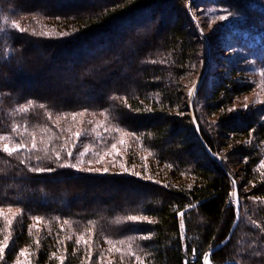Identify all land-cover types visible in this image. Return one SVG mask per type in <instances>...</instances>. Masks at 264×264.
<instances>
[{
	"label": "trees",
	"instance_id": "16d2710c",
	"mask_svg": "<svg viewBox=\"0 0 264 264\" xmlns=\"http://www.w3.org/2000/svg\"><path fill=\"white\" fill-rule=\"evenodd\" d=\"M199 1L205 9L194 14L210 58L193 102L197 133L188 93L206 50L188 0H0V135L11 137L0 148H31L35 137L39 149L0 151V243L11 237L0 264L23 248L30 264H60L61 256L64 264H88L89 250L91 264H137L134 256L121 259L130 244L144 264H185L193 249L200 256L220 244L234 224L228 174L237 184L239 220L210 262L264 264V106L229 111L254 86L241 53L264 57V0ZM218 9L241 19L215 20ZM19 20L23 33L10 27ZM210 33L223 35L225 66L217 65ZM29 101V112L16 111ZM78 132L85 133L79 140ZM122 138H134L165 178L61 166L76 164L84 144L109 147ZM189 205L182 238L178 213ZM9 208L22 210L11 228ZM133 215L151 222L129 221ZM81 236L91 237L89 245H76Z\"/></svg>",
	"mask_w": 264,
	"mask_h": 264
},
{
	"label": "rangeland",
	"instance_id": "374dc122",
	"mask_svg": "<svg viewBox=\"0 0 264 264\" xmlns=\"http://www.w3.org/2000/svg\"><path fill=\"white\" fill-rule=\"evenodd\" d=\"M204 4L202 2H200L199 0H188V4H187V14L189 16V19L191 20V22L193 23V25L195 26L200 38L203 40L204 44H205V58L207 57L208 54V66H209V58H210V44H209V40H208V36H206L205 34L202 33V31L199 28V23H198V19L196 17V15L194 14V12L199 13L200 11H203L205 9V7H202ZM211 10V9H209ZM217 10V9H216ZM221 11H218L217 17L215 18V20H219L220 22L223 23H228V22H232L233 20H239L241 19L240 15L237 14H229L228 12L222 10V9H218ZM220 16H225L227 17L224 20H220L219 17ZM21 28H23L24 23H22V21H18L17 22ZM196 23V25H195ZM209 22H208V27H209ZM33 28H47L43 25V27L41 25H38V23H34L33 24ZM207 27V28H208ZM49 28V27H48ZM210 28V27H209ZM51 29V28H49ZM47 29V30H49ZM52 30V29H51ZM211 38H215V42H217V46H215L216 49V60H217V65L220 64L219 66H225V60H223L222 58H224L223 56H228L229 54L226 53V50L223 48L224 46L222 45V41L220 40V36L222 37L223 35L221 34H215V33H210ZM204 38L207 39L208 41V47L206 46V42L204 40ZM213 38V39H214ZM223 46V47H222ZM243 58L246 60V62L249 64L250 71L252 72V81H254V86L252 88V91L246 94H243L241 96H239L238 98L235 99V101L233 102V104L231 105V109H235V111H231L232 113H236L239 112L240 110L245 108V105H249V106H264V103H257V101H262L264 102V75H262L261 73L264 72V63L261 61L264 57H259L256 56V54L252 53V57L256 58L255 61L253 58L251 59V55H249V53H241ZM262 58V59H260ZM205 63H206V59L204 61V66H203V70L205 68ZM208 66L206 67V72L208 70ZM215 73H220L223 70L219 69L218 66H215ZM202 70V72H203ZM201 72V74H202ZM200 74V76H201ZM199 76V78H200ZM198 82V81H197ZM90 135V134H89ZM92 136V139H94L95 137H97L96 134L90 135ZM121 140L124 141L123 144H121L120 142H118L117 148L116 150L112 149V145H110L109 147H104L103 145H101V143L99 142L98 144L94 143L93 146L91 144H84V146L82 147L84 150H80V152H84L85 150H87L86 154L84 156H79V162L78 159H76L74 162H76V167L77 168H92V169H101V171L97 172V171H91V172H96V173H118V172H122L125 171V168L127 169V172L130 173H135L138 175H141L143 177H152L155 179H163L165 178V174L162 172V168L160 166H158L157 164H155V162L151 161V158L149 156V153L147 151H145L139 144L138 142L135 141L134 138H122ZM120 140V141H121ZM128 140V141H127ZM81 148V149H82ZM79 155V153H77ZM147 158L149 160H147ZM151 161V162H150ZM150 163V167H148V165H146L147 163ZM107 168L108 171L104 172L103 169ZM234 200V198L232 199ZM14 210H11V212L9 211V209L4 210V212L12 214ZM211 248H209L208 250H210ZM21 250H26V249H21ZM20 252L17 254V256L15 258H13V260L11 261L10 264H18V262H20V264H25L26 261H29L30 255L28 256H22L20 255ZM207 250V249H206ZM205 250V251H206ZM207 250V252H208ZM28 252V250H26ZM204 251V252H205ZM203 252V253H204ZM29 253V252H28ZM203 253L198 257L201 258ZM212 264V263H211Z\"/></svg>",
	"mask_w": 264,
	"mask_h": 264
},
{
	"label": "snow or ice",
	"instance_id": "6c2138e0",
	"mask_svg": "<svg viewBox=\"0 0 264 264\" xmlns=\"http://www.w3.org/2000/svg\"><path fill=\"white\" fill-rule=\"evenodd\" d=\"M227 17L225 16H220L219 19L220 20H224L226 19ZM10 27L20 33H23L26 31V29L24 28H21L20 25L13 21L10 25ZM3 29L0 28V31H2ZM33 34H37V35H49V33H33ZM63 35V34H62ZM7 54V53H5ZM262 75H264V72L261 73ZM194 92H195V87H193V89H191L188 93L189 97L193 96L194 95ZM257 103H264L262 101H257ZM32 106V102L29 101L28 102V106L25 107V106H21L19 107L18 109H16V111L20 112V113H26V112H29L30 108ZM40 107H44L43 105H41ZM249 107V105H245V108ZM229 111H235V109H230ZM73 116V118H75L77 115H80V116H83L84 113L83 112H80V113H72L71 114ZM18 131V127H13L12 128V132H17ZM117 131H119V129H117ZM76 137H77V140L80 139V137L82 135H85V133L83 132H78L75 134ZM97 137H100V133H96ZM131 135V134H129ZM5 139H11V137H7V136H3V135H0V141H3ZM102 139V137H101ZM121 144L124 143L123 140L120 141ZM73 149L76 148V144H73L72 145ZM112 149L113 150H116L117 148V145L115 143L112 144ZM39 149H37V143H36V140H35V137H33V140H32V145H31V148H28L26 144L24 143H16L14 145H10V144H3L2 148H0V151H2L3 153L7 154L8 156H13L15 154H19V153H23L25 151H29V152H35V151H38ZM63 151V150H62ZM87 150H85L84 152H80L79 153V156H84L86 154ZM74 153L72 151H69L67 152V156L69 158V160L72 159ZM55 158L57 160L61 159V154L58 152L56 153V156ZM37 160H41L43 159V157H40V156H37L36 157ZM78 159V162H79V158ZM25 161L24 160H21V163H24ZM62 167H71V168H76V165L75 164H71V163H66V164H63L61 165ZM261 166H264V161H261ZM79 170H84V171H101V169H92V168H88V169H79ZM30 171L32 172H44V171H48V172H51V171H54V169L52 168H41V167H33L30 169ZM104 172H107L108 169L105 168L103 169ZM125 171H127V169L125 168ZM233 183V186H235L236 184V181L233 180L232 181ZM230 196L231 197H238V194L236 192H233V193H230ZM230 203H236L238 204L239 203V200L238 198L234 199V200H230L229 201ZM191 207H195V205H189L187 208H185L184 212H180L178 213V215L181 217V220H180V229H181V237L183 238V230L185 228V223H184V220H183V216L185 214V212L188 210V208H191ZM9 211L11 212V208H9ZM21 209H16L15 212H12V219H9L7 220V224L9 226V228H11L12 224H13V221L15 219L18 218L19 214L21 213ZM5 214L3 213V211H0V216H4ZM5 219H7V217H5ZM32 219L36 220V221H39L41 218L40 217H32ZM127 219L129 221H133V222H151L148 220V217L146 216H129L127 217ZM69 222L68 221H65V224H68ZM255 223V222H253ZM11 239L10 235L9 236H5L4 237V242L3 243H0V259H3L4 257V254H5V250L6 248L8 247V241ZM69 239H71V237H69ZM141 239H150V236H143L141 237ZM91 240V237H89V239H84L83 236H81L79 239H77L75 241L76 245L79 246L82 242L84 245H89V242ZM107 243L111 244L112 241H106ZM37 243H39V241H37ZM123 243V242H121ZM109 251H113V249H109ZM115 252L116 253H120L121 250L119 248H115ZM193 252V255H196L197 253V250L196 249H193L192 250ZM20 255L22 256H28L30 255V253H28L26 250H21V253ZM124 255H128V256H134L135 257V260L137 262V264H144V260L142 259V257L140 255H137L133 250H132V245L130 244L129 245V251L127 253H123L121 254V259L123 260V256ZM91 258H92V251L89 250V257H88V264H91ZM60 260V264H64V260H65V257L61 256L58 258ZM18 264H20V262H18ZM25 264H30V261H26ZM98 264H102V262H98ZM108 264H114L113 261H109ZM203 264H210V252L209 253H205L204 256H203Z\"/></svg>",
	"mask_w": 264,
	"mask_h": 264
},
{
	"label": "water",
	"instance_id": "95a60500",
	"mask_svg": "<svg viewBox=\"0 0 264 264\" xmlns=\"http://www.w3.org/2000/svg\"><path fill=\"white\" fill-rule=\"evenodd\" d=\"M195 25H196V23H195ZM204 40H205V42H206V46L208 47V41H207V39L206 38H204ZM208 66V54H207V57H206V63H205V68H204V70H203V72H202V74H201V76H200V78H199V80H198V82H197V84H196V86H195V92H194V95L193 96H191V97H189V101H188V109H189V112H190V116H191V120H192V125H193V127H194V129L196 130V132L198 133V126H197V123H196V120H195V117H194V112H193V102H194V98H195V95H196V93H197V91H198V89H199V87H200V85H201V83H202V80H203V78H204V75H205V73H206V67ZM205 148H206V151L208 152V154L210 155V156H213V153H211V151L205 146ZM218 162L219 163H221L220 162V160L218 159ZM228 174V173H227ZM228 176H229V178L233 181L234 179H232V177L228 174ZM233 184V183H232ZM233 192H236L237 194H238V192H237V184H235V186H233ZM234 199H236V198H238V197H233ZM238 200H239V198H238ZM239 206H240V204L238 203V204H236L235 203V209H236V218H235V221H234V224H233V226H232V228H231V230H230V232H229V234H228V236L220 243V244H218L216 247H214V248H211L209 251H208V253L210 252H212L213 250H216V249H218V248H220V247H222L226 242H227V240L229 239V237H230V235H231V233H232V230L234 229V227L236 226V224H237V222H238V220H239ZM237 264L236 262H234V261H226V262H224V263H222V264ZM211 264V263H210Z\"/></svg>",
	"mask_w": 264,
	"mask_h": 264
},
{
	"label": "built area",
	"instance_id": "2783aa9c",
	"mask_svg": "<svg viewBox=\"0 0 264 264\" xmlns=\"http://www.w3.org/2000/svg\"><path fill=\"white\" fill-rule=\"evenodd\" d=\"M207 253V250L203 253L202 257L199 258L198 255H191L185 262V264H203V256Z\"/></svg>",
	"mask_w": 264,
	"mask_h": 264
},
{
	"label": "bare ground",
	"instance_id": "6f19581e",
	"mask_svg": "<svg viewBox=\"0 0 264 264\" xmlns=\"http://www.w3.org/2000/svg\"><path fill=\"white\" fill-rule=\"evenodd\" d=\"M209 251V250H208ZM208 253V252H207ZM211 263V262H210Z\"/></svg>",
	"mask_w": 264,
	"mask_h": 264
}]
</instances>
